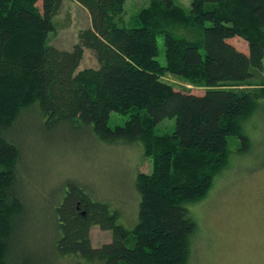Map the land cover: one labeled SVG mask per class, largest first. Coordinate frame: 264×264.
<instances>
[{"label":"trees","instance_id":"obj_1","mask_svg":"<svg viewBox=\"0 0 264 264\" xmlns=\"http://www.w3.org/2000/svg\"><path fill=\"white\" fill-rule=\"evenodd\" d=\"M64 1L0 0V264H189L199 228L188 205L206 198L228 166L232 140L250 149L244 122L264 110V0H192L189 9L150 0L128 25L127 0H76L91 26L72 50L47 45ZM235 37L248 42V52L230 42ZM85 49L97 68L79 70ZM167 75L205 93L177 90ZM24 112L37 113L46 129L83 125L101 141L143 145L152 171L137 173L132 229L68 180L53 203L54 258L32 249L24 148L13 135ZM112 113L126 121L111 126ZM166 119H175L174 130L160 135ZM94 226L111 231L112 240L94 247Z\"/></svg>","mask_w":264,"mask_h":264},{"label":"rangeland","instance_id":"obj_2","mask_svg":"<svg viewBox=\"0 0 264 264\" xmlns=\"http://www.w3.org/2000/svg\"><path fill=\"white\" fill-rule=\"evenodd\" d=\"M176 1L188 9L192 4V0ZM149 2L127 0L124 6L126 24H130L132 16ZM54 23L56 30L49 35L47 45L72 50L79 31L91 26V18L78 1L65 0ZM230 42L244 52L249 51L248 42L240 37ZM158 44L159 59L165 65L162 36ZM98 66L92 51L85 49L79 70ZM261 76L259 79L264 80V71ZM166 80L177 90L197 95L205 93L204 88L182 84L171 75H167ZM259 111L243 125L251 139L250 149L243 151L240 142L232 140L228 166L217 175L206 198L188 205L199 228L191 243L189 264H264V110ZM125 121V116L112 113L110 125L114 127ZM175 123V119H166L157 126V132L169 134ZM13 135L24 148L21 186L31 210L29 235L36 252L53 257L50 226L53 203L62 200L68 180L81 183L94 198L108 203L112 212L119 213L118 223L128 229L136 225L140 203L137 173L152 171V161L146 157L142 144L107 143L83 125L46 129L34 112L18 121ZM91 239L93 246L98 248L112 240V233L94 226ZM86 262L85 259L60 260L57 264ZM93 264L101 263L94 261Z\"/></svg>","mask_w":264,"mask_h":264}]
</instances>
